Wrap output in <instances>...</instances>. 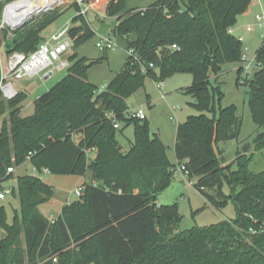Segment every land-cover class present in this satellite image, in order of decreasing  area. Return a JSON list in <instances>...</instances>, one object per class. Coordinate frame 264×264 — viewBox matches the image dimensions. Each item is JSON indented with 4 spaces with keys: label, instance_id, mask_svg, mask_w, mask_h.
<instances>
[{
    "label": "trees",
    "instance_id": "obj_1",
    "mask_svg": "<svg viewBox=\"0 0 264 264\" xmlns=\"http://www.w3.org/2000/svg\"><path fill=\"white\" fill-rule=\"evenodd\" d=\"M253 1L158 0L145 10L125 14L126 0H110L107 15L118 17L113 34L138 59L128 56L104 91L97 92L87 73L105 58L89 61L72 55L67 75L38 97L31 116H21L25 92L9 100L0 92V117L8 115L0 133L1 183L13 178L9 168L24 163L55 176L92 174L84 194L65 206L54 222L39 209L53 197L52 187L38 176L19 177L12 194L20 207L12 224L0 205V232L6 233L0 240V264H264V171L249 170L250 144L237 152L234 163L221 164L220 144L237 140L243 121L235 105L217 113L223 94L212 83L225 65L242 62L243 42L232 28ZM73 8L76 15L68 37L78 47L96 33L78 14L77 3ZM63 13L45 15L13 32L12 42L3 44L5 54L35 52L42 33ZM256 56L261 68L241 83L240 67L237 85L250 88V108L259 128L253 143L262 149V46ZM178 74L193 76L183 93L194 97L192 106L201 113L178 125L179 165L213 205L224 208L232 200L237 211L234 221L185 232L177 231L182 220L178 204L157 203L172 185L176 166L163 142L152 138L147 119L128 116L127 103L147 78L165 82ZM130 125L134 139L124 151L118 138ZM93 149L97 156L89 163L88 151ZM224 182L232 189L230 196L221 190Z\"/></svg>",
    "mask_w": 264,
    "mask_h": 264
},
{
    "label": "rangeland",
    "instance_id": "obj_2",
    "mask_svg": "<svg viewBox=\"0 0 264 264\" xmlns=\"http://www.w3.org/2000/svg\"><path fill=\"white\" fill-rule=\"evenodd\" d=\"M18 1L21 0L0 1V73L2 78L6 74V67L10 57L5 54L3 44L6 45V43L12 42L14 38L13 32L23 28L26 24L41 20L45 15L64 12L56 22L42 33L43 42H48L65 28L71 27L73 18L76 15V10L73 8L76 0H60L59 4H54V0H49L50 5L47 7V12L44 11L39 15L33 16L23 26L13 30L8 24L3 25V21L5 20L8 5ZM157 1L126 0L124 13L126 14L132 10H145ZM255 1L253 7H250L247 13L239 16L234 26L235 34L242 38L243 48L248 47L250 49L249 58L251 60L255 59L257 51L264 42V30L259 27L256 20V16L264 12V0ZM108 3L109 0H104L96 10L90 11L86 17L91 28L96 33L95 37L78 47H73L72 44V47L62 55L61 60L55 62L48 70L49 73L53 72L50 78L45 80V74L41 73L22 80L13 79L7 81H11L17 91H23L27 94V99L24 101L21 111L22 117L31 116L34 113L35 101L38 97L50 90L67 75V68H60V66L62 62H68V58L72 55H77L80 59L86 58L89 61H98L105 58L100 63L90 67L87 73L89 82L95 86L97 92L104 91L116 75L123 70L129 55L122 43L119 42L120 46L106 52L101 51L97 47L100 38L110 36L118 25V17L107 15ZM248 26L255 27V31L252 33L247 32ZM4 39L5 41H3ZM52 43L55 46L57 45L54 40ZM253 65L255 68L257 65L256 61H254ZM242 66L245 67L246 64L244 65L243 62L227 64L223 67L222 73L217 78L212 79L213 85H219L223 94L221 102L217 103V113L219 114L222 108L235 105L238 115L243 121L239 138L220 144V148L223 149V155L220 160L224 166L231 165L237 158V152L242 150L246 144H250L251 149L248 156H246V158L249 157L250 159L249 170L254 173H261L264 171V147L257 149L253 143V138L259 128L254 121L250 108V88L244 85H237V71ZM253 71H251L249 79L253 77ZM192 84L193 76L190 74H178L165 82H157L147 78L145 86L127 100L130 109L144 110L152 138H159L163 142L167 148L169 161L176 166L172 185L161 193L157 203L158 205L178 204L179 214L182 217L177 227L178 232H185L196 227H209L225 221H234L237 218V211L233 201L230 200L229 204L224 208H218L213 205L210 200L194 187L195 180H191L185 174L176 157L175 144L178 125L185 122L188 116L201 114L192 106L195 103L194 97L183 93ZM4 120H8V115L0 117V133ZM120 139L123 145H128L129 140L134 139V125L126 127L124 135ZM232 169L237 170L238 165L234 164ZM34 173L32 167L28 163H24L15 167L11 180L15 179L18 181L19 177ZM9 184L11 185L12 183ZM9 184L7 183L5 187H8ZM221 190L226 196H230L232 193L231 187L226 182L222 184ZM66 196L70 201L79 199L75 192L67 193ZM0 205L6 209L8 224H12L15 215L14 211L19 208V199L17 197H8L5 200H0ZM22 246L23 248L25 247L24 242Z\"/></svg>",
    "mask_w": 264,
    "mask_h": 264
},
{
    "label": "built area",
    "instance_id": "obj_3",
    "mask_svg": "<svg viewBox=\"0 0 264 264\" xmlns=\"http://www.w3.org/2000/svg\"><path fill=\"white\" fill-rule=\"evenodd\" d=\"M76 3L80 7L78 14L87 17L90 11L96 10V8H98L103 3V0H76ZM256 20L258 21L259 27L264 30V12L258 14L256 16ZM70 28L71 27L65 28L57 36H54L52 40L48 42H42L39 48L30 55H25L24 53L20 52H15L10 55L6 67V74L3 78L1 77L0 81V92L3 98L9 100L14 98L18 94V91L13 86V83L11 81L7 82L8 80H22L27 77L39 75L41 73H44V78H46L50 74H53V72H48L50 67L53 66L55 62L60 61L62 55L72 47L73 40L68 37V32ZM254 31L255 27H247V32L252 33ZM53 40L57 42L56 46L53 45ZM118 46H120L119 41L113 33L108 37H101L97 43V47L103 52L114 50ZM262 47L264 48V42ZM173 48H176V46H174ZM127 52L129 56H134L135 59H138L137 54H135L133 50H127ZM241 60L244 65L246 64V66L243 67V78L241 80V83H245L246 79L250 76L252 70H254L253 72H255L256 70L261 68V63L258 62L257 56L254 60H251L249 58V48L247 47L243 50ZM254 61H256L257 63L255 68L253 65ZM68 66V62H62L60 68H66ZM152 67L153 65H150V68ZM128 116L135 117L140 120L147 119L146 113L142 109H129ZM114 126L116 129H121V124L118 122H115ZM182 170H184V167H182ZM14 172L15 168L8 169V174ZM43 172L49 173L47 169H44ZM1 186L2 183L0 182V200H4L8 195L12 194L13 190L2 189ZM84 191L85 188L84 186H82L76 190L75 194L80 198L84 194Z\"/></svg>",
    "mask_w": 264,
    "mask_h": 264
},
{
    "label": "crops",
    "instance_id": "obj_4",
    "mask_svg": "<svg viewBox=\"0 0 264 264\" xmlns=\"http://www.w3.org/2000/svg\"><path fill=\"white\" fill-rule=\"evenodd\" d=\"M254 2H256V1L255 0L253 1V4L251 7H253ZM232 33L235 36H237L235 34L234 27L232 28ZM240 39H242V38H240ZM51 76H47V78H44V79L47 80ZM18 92H23V91H18ZM122 126L123 125H121V127ZM123 135H124V131L120 135V137ZM120 137L118 138L120 145L122 146L124 151H128L133 140H129V144L125 146V145H123ZM96 156H97L96 150L93 149V150L88 151L89 163H91L96 158ZM28 165L31 166L30 163H28ZM32 170H33V172H35L34 174H32V176L40 177L46 184H48L50 187H52V189L54 191L53 197L48 202H46L45 204H43L39 207L40 212L51 222H54L61 215L62 210L64 209L65 206L77 201V200L70 201L69 198L66 196V194L76 192V190L78 188L84 186L87 182H89L91 180V176H92L91 173H88L86 176H55V175H52L50 173H44L43 171L41 173H38L33 167H32ZM27 175H30V174H27ZM7 183L8 184L12 183V184L11 185L9 184L8 187H5V185ZM16 186H17V180L13 179L11 181L3 182L1 187H2V189H12L13 190L14 188H16ZM8 197L15 198V196L13 194L8 195L5 199H7ZM19 207H20V205H19ZM15 210H17V209H15ZM50 215H51V217H50Z\"/></svg>",
    "mask_w": 264,
    "mask_h": 264
},
{
    "label": "bare ground",
    "instance_id": "obj_5",
    "mask_svg": "<svg viewBox=\"0 0 264 264\" xmlns=\"http://www.w3.org/2000/svg\"><path fill=\"white\" fill-rule=\"evenodd\" d=\"M51 1V0H50ZM60 0H54V4H59ZM49 0H21L7 7L5 14V24L12 28H18L28 19L47 11Z\"/></svg>",
    "mask_w": 264,
    "mask_h": 264
},
{
    "label": "water",
    "instance_id": "obj_6",
    "mask_svg": "<svg viewBox=\"0 0 264 264\" xmlns=\"http://www.w3.org/2000/svg\"><path fill=\"white\" fill-rule=\"evenodd\" d=\"M47 12V11H46ZM5 24V20L3 21V25ZM25 24V23H24ZM23 24V25H24ZM23 25H19L18 26V28H20L21 26H23ZM3 28V27H2ZM18 28H13V30H16V29H18ZM52 74H50L49 76H51ZM47 78V77H46ZM6 237V233H5V231H1L0 232V240H3L4 238Z\"/></svg>",
    "mask_w": 264,
    "mask_h": 264
}]
</instances>
